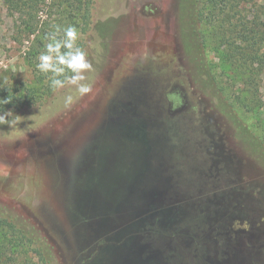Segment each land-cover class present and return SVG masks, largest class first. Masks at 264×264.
<instances>
[{
	"label": "rangeland",
	"instance_id": "rangeland-1",
	"mask_svg": "<svg viewBox=\"0 0 264 264\" xmlns=\"http://www.w3.org/2000/svg\"><path fill=\"white\" fill-rule=\"evenodd\" d=\"M71 1L0 0V89H42L48 34L80 21ZM217 13L205 25L209 59L262 132L264 0H233ZM78 32L91 91L66 85L0 123V214L41 239L28 247L0 232V264H42L34 245L52 264L237 263L244 243L230 211H243L225 199L236 172L180 45L177 0H95L90 28ZM111 179L122 183L120 200L106 195ZM145 185L162 196L145 200ZM248 254L245 263L264 264V251Z\"/></svg>",
	"mask_w": 264,
	"mask_h": 264
},
{
	"label": "trees",
	"instance_id": "trees-1",
	"mask_svg": "<svg viewBox=\"0 0 264 264\" xmlns=\"http://www.w3.org/2000/svg\"><path fill=\"white\" fill-rule=\"evenodd\" d=\"M75 1V4L71 1L69 7L73 13L72 16L77 18L79 14L80 21L74 20L72 25L80 32H87L92 23V8L95 0ZM232 1L177 0L178 23L180 45L185 57L194 65L193 74L196 82L199 83V89L207 94L209 109L227 133L225 141L228 142V146L227 150L225 149V157L236 172L232 177V183H235L237 187L230 189L225 199L228 208L237 207L238 210L243 211L242 214L232 209L230 211L238 214H232V218L234 216L233 221L239 222L237 230L233 231V234L235 233L233 237H238L241 233L244 243L238 247L235 246L236 250L232 253L231 261H236L235 264H242L241 262L247 264L245 261L250 257L248 252L264 251V131L259 132L253 128L248 118L243 115L235 97L229 95L221 85L219 73L215 70L206 50L205 25L214 22V19L219 17L218 6L228 8ZM238 1L241 2V0ZM246 1H251L252 4L253 1L257 2V0ZM247 39L248 37L244 35L243 40ZM51 75V73H46L39 76L38 81L43 83L42 89L20 86L1 88L0 115L7 113L9 116L6 119L11 122L15 114L46 103L55 91L50 86ZM257 211L259 212L256 213ZM22 220L20 218L9 220L0 214L1 234L10 236L16 244L28 247L41 241L40 238L29 235L27 229L22 226ZM33 250L42 264L53 263L49 256L47 258L43 256L40 247L34 245Z\"/></svg>",
	"mask_w": 264,
	"mask_h": 264
},
{
	"label": "clouds",
	"instance_id": "clouds-1",
	"mask_svg": "<svg viewBox=\"0 0 264 264\" xmlns=\"http://www.w3.org/2000/svg\"><path fill=\"white\" fill-rule=\"evenodd\" d=\"M78 39L79 32L75 26H67L63 29L57 26L47 36L48 43L45 45V51L38 57L37 69L42 73L52 74L50 86L53 90L71 85L79 95L83 96L91 91L85 73L91 71L93 66L87 53L78 46ZM73 99L72 95H68L66 104H71ZM7 116H9L7 113L0 115V123H9Z\"/></svg>",
	"mask_w": 264,
	"mask_h": 264
},
{
	"label": "water",
	"instance_id": "water-1",
	"mask_svg": "<svg viewBox=\"0 0 264 264\" xmlns=\"http://www.w3.org/2000/svg\"><path fill=\"white\" fill-rule=\"evenodd\" d=\"M122 183H118L116 181H114V179H111V181H108L105 183V188H106V195L109 199H111L112 201H117L123 198V192H122ZM124 186V185H123ZM159 188L157 189H153L152 186L150 185H145L144 189H142V191L139 193L145 200H155L158 199L162 196V188L161 186H158ZM160 190V194L156 195L159 193Z\"/></svg>",
	"mask_w": 264,
	"mask_h": 264
}]
</instances>
